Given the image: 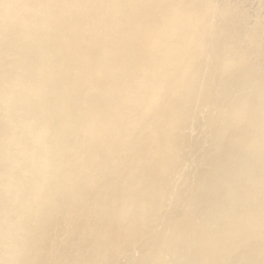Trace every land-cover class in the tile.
<instances>
[{
    "label": "rangeland",
    "instance_id": "1",
    "mask_svg": "<svg viewBox=\"0 0 264 264\" xmlns=\"http://www.w3.org/2000/svg\"><path fill=\"white\" fill-rule=\"evenodd\" d=\"M263 53L264 0H0V264H213L202 246L237 199L221 188L264 205Z\"/></svg>",
    "mask_w": 264,
    "mask_h": 264
},
{
    "label": "bare ground",
    "instance_id": "2",
    "mask_svg": "<svg viewBox=\"0 0 264 264\" xmlns=\"http://www.w3.org/2000/svg\"><path fill=\"white\" fill-rule=\"evenodd\" d=\"M157 1V0H156ZM160 1V0H159ZM232 11V10H231ZM159 18V17H158ZM243 23V22H242ZM200 24V23H199ZM210 25V24H209ZM180 28V27H179ZM221 30V29H220ZM261 32V31H260ZM240 33H242V32H240ZM249 36H250V34H249ZM262 36V35H261ZM256 37H258V36H256ZM259 37H260V35H259ZM251 38V37H250ZM193 39H195V38H193ZM194 41V40H193ZM192 41V42H193ZM218 41H219V39H218ZM257 41V40H256ZM262 44V43H261ZM215 45V44H214ZM250 45H252V44H250ZM251 47V46H250ZM56 47H50V51H49V53H51V54H57L58 53V50H56L55 49ZM150 48V47H149ZM100 49V48H99ZM249 50H251V49H249ZM164 52V51H163ZM162 52V53H163ZM160 54V53H159ZM211 54V53H210ZM264 54V53H263ZM142 55V54H141ZM172 56V55H171ZM90 60V59H89ZM92 60V59H91ZM216 60V59H215ZM264 60V59H263ZM96 61V60H95ZM145 61V60H144ZM213 61V60H212ZM215 62V61H214ZM261 63V62H260ZM146 64V63H145ZM215 64V63H214ZM247 65V64H246ZM261 65V64H260ZM145 66V65H144ZM108 67V66H107ZM231 68V67H230ZM243 68V67H242ZM264 68V67H263ZM262 68V69H263ZM182 69V68H181ZM192 69V68H191ZM261 69V68H260ZM110 70V69H109ZM218 71V70H217ZM261 72V71H260ZM217 73V72H216ZM120 74V73H119ZM121 75V74H120ZM226 75H229L228 77H229V79H228V81L229 82H232V80H234V77L236 76L237 77V74L236 73H229V74H226ZM251 76V75H250ZM222 77H224V75H222L220 78H222ZM227 77V78H228ZM230 77L232 78V80L230 79ZM122 78V77H121ZM134 78V77H133ZM240 78H242V77H240ZM246 78V77H245ZM127 79H129V77L127 78ZM236 79V78H235ZM247 79V78H246ZM263 79V78H262ZM223 80V79H222ZM250 80H251V78H250ZM227 81V80H226ZM131 82H132V79H131ZM68 83V82H67ZM129 83V82H128ZM142 83V82H141ZM145 83V82H144ZM220 83V82H219ZM256 83V82H255ZM217 84V83H216ZM245 84V83H244ZM260 84V83H259ZM262 84V83H261ZM187 85V84H186ZM255 85V84H254ZM219 86V85H218ZM224 86V85H223ZM223 86H221V87H223ZM129 87V86H128ZM132 87V86H131ZM235 87H237V86H235ZM239 87V86H238ZM262 87V86H261ZM142 88V87H141ZM243 87H241V89H242ZM129 89V88H128ZM142 90V89H141ZM206 90V89H205ZM232 90H235V89H232ZM240 90V89H239ZM228 91V90H227ZM256 91V90H255ZM182 92V91H181ZM251 92V91H250ZM69 93V92H68ZM136 93V92H135ZM183 93H185V92H183ZM228 93V92H227ZM235 93V92H234ZM253 93V92H252ZM260 93V92H259ZM138 94H139V91H138ZM123 95V94H122ZM161 95V94H160ZM182 94L180 93V96H181ZM245 95V94H244ZM251 95V94H250ZM264 94H262V96H263ZM129 96V95H128ZM133 96V95H132ZM247 96H249V95H247ZM252 96V95H251ZM173 97V96H172ZM245 97V96H244ZM236 98V97H235ZM234 98V99H235ZM238 98V97H237ZM251 98V97H250ZM250 98H249V100H250ZM197 99V98H196ZM245 99V98H244ZM214 100V99H213ZM227 100H228V98H227ZM238 100V99H237ZM173 101H174V99H173ZM258 101H260V100H258ZM203 102V101H202ZM212 102V101H211ZM227 103L229 102V101H226ZM225 102V103H226ZM254 102V101H253ZM257 102V101H256ZM116 103V102H115ZM174 103H176L175 101H174ZM226 103V104H227ZM233 103V102H232ZM251 103V102H250ZM161 104V103H160ZM207 104V103H206ZM230 104V103H229ZM235 104V103H234ZM233 104V105H234ZM255 104V103H254ZM237 105H238V103H237ZM237 105H235L236 107H238ZM257 105V104H256ZM227 106V105H226ZM229 106V105H228ZM250 106V105H249ZM122 107V106H121ZM233 107V106H232ZM235 107V108H236ZM252 107V106H251ZM251 107H250V109H251ZM263 107V106H262ZM161 108V107H160ZM159 108V109H160ZM181 108V107H180ZM198 108V107H197ZM50 110H52V109H54V106H51L50 108H49ZM173 109V108H172ZM249 109V108H248ZM167 110V109H166ZM166 110H164V111H166ZM213 110V109H212ZM219 110H221V109H219ZM223 110V109H222ZM104 111V110H103ZM154 111V110H153ZM162 111V110H161ZM195 111V110H194ZM225 111V110H224ZM230 111V110H229ZM228 111V112H229ZM237 111V110H236ZM240 111V110H239ZM249 111V110H248ZM155 112V111H154ZM246 112V111H245ZM152 113V112H151ZM158 113V112H157ZM161 113V112H160ZM165 113V112H164ZM232 113V112H231ZM247 113H249V112H247ZM255 113V112H254ZM124 114H126V113H124ZM152 114H154V113H152ZM226 114V113H225ZM233 114V113H232ZM235 114V113H234ZM252 114H253V112H252ZM22 115V114H21ZM161 115V114H160ZM165 115V114H164ZM172 115V114H171ZM214 115V114H213ZM224 115V114H223ZM238 115H239V113H238ZM243 115H244V113H243ZM247 115V114H246ZM255 115V114H254ZM126 116V115H125ZM148 117L150 116V114L149 115H147ZM208 116V115H207ZM207 116H206V118H207ZM220 116V115H219ZM218 116V117H219ZM256 116V115H255ZM254 116V117H255ZM146 117V116H145ZM147 117V118H148ZM221 117V116H220ZM225 117V116H224ZM237 117V116H236ZM242 117V116H241ZM251 117V116H250ZM146 118V119H147ZM187 118H189V117H187ZM205 118V117H204ZM209 118V117H208ZM228 118V117H227ZM230 118V117H229ZM246 118H249V117H246ZM262 118V117H261ZM149 119V118H148ZM151 119V118H150ZM159 119V118H158ZM161 119V118H160ZM226 119V118H225ZM232 119V118H231ZM234 119V118H233ZM232 119V121H234ZM238 119V118H237ZM243 119V118H242ZM257 119V118H256ZM260 119V118H259ZM184 120V119H183ZM263 120V119H262ZM261 120V121H262ZM139 121V120H138ZM159 121V120H158ZM180 121V120H179ZM240 121V120H239ZM250 120H248V122H249ZM254 121V120H253ZM253 121H252V123H253ZM30 122V121H29ZM177 122V121H176ZM190 122V121H189ZM212 122H213V119H212ZM211 122V123H212ZM220 122V121H219ZM229 123H230V121H228ZM241 122V121H240ZM263 122V121H262ZM261 122V123H262ZM184 123V122H183ZM195 123V122H194ZM205 123V122H204ZM245 123V122H244ZM257 123V122H256ZM166 124V123H165ZM210 124V123H209ZM214 124V123H213ZM216 124H217V122H216ZM225 124V123H224ZM241 124V123H240ZM258 124H259V122H258ZM4 125V124H3ZM156 125H158V124H156ZM195 125V124H194ZM200 125V124H199ZM220 124L218 123V126H219ZM228 125V124H227ZM237 125V124H236ZM260 125V127H263V124H262V126H261V124H259ZM182 126V125H181ZM206 126V125H205ZM215 126V125H214ZM151 127V126H150ZM224 127V126H223ZM244 127V126H243ZM122 128V127H121ZM153 128V127H152ZM155 128H157V127H155ZM166 128V127H165ZM200 128H201V126H200ZM215 128V127H214ZM219 128H221V126H219ZM249 128V127H248ZM264 128V127H263ZM124 129H125V127H124ZM138 128H136V130H137ZM149 129V128H148ZM180 129V128H179ZM197 129V128H196ZM195 129V130H196ZM204 129V128H203ZM216 129V128H215ZM218 129V128H217ZM216 129V130H217ZM225 129H226V127H225ZM245 129V128H244ZM134 130V129H133ZM139 130V129H138ZM152 130V129H151ZM219 130V129H218ZM224 130V129H223ZM227 130V129H226ZM225 130V131H226ZM153 131V130H152ZM173 131V130H172ZM177 131H179V130H177ZM194 131V130H193ZM221 131H222V129H221ZM238 131V127H231V128H229L228 129V133L229 134H231V133H233V132H236V133H238L237 132ZM244 131V130H243ZM256 131V130H255ZM122 132V131H121ZM136 132H139V131H136ZM175 132V131H174ZM182 132H183V130H182ZM202 132H203V130H202ZM212 132V131H211ZM218 132V131H217ZM242 132V131H241ZM191 133V132H190ZM195 133H198V132H195ZM215 133V132H214ZM221 133V132H220ZM223 133V132H222ZM244 133V132H243ZM246 133V132H245ZM123 134V133H122ZM202 134V133H201ZM259 134H260V132H259ZM168 135V134H167ZM173 135V134H172ZM191 135V134H190ZM204 135V134H203ZM215 135V134H214ZM262 135H264V132L262 133ZM137 136H138V134H137ZM140 136V135H139ZM139 136H138V138H139ZM160 136V135H159ZM193 136H194V134H193ZM202 136V135H201ZM200 136V137H201ZM205 136V135H204ZM121 137V136H120ZM133 137V136H132ZM168 137V136H167ZM173 137V136H172ZM183 137V136H182ZM211 137V136H210ZM215 137V136H214ZM219 137V136H218ZM225 137H227V136H225ZM135 138V137H134ZM170 138V137H169ZM198 138V137H197ZM221 138V137H220ZM206 139H208V138H206ZM129 140V139H128ZM49 139L47 138V137H45L44 139H43V142L44 143H46V144H48L49 143ZM130 141H131V139H130ZM218 141V140H217ZM228 141V140H227ZM241 141V140H240ZM128 142V141H127ZM138 142V141H137ZM143 142V141H142ZM142 142H139V144L140 143H142ZM146 142V141H145ZM163 142V141H162ZM213 142H215V141H213ZM159 143V142H158ZM165 143V142H164ZM216 143V142H215ZM227 144L229 143V142H226ZM159 144H161V143H159ZM183 144V143H182ZM181 144V145H182ZM198 144V143H197ZM213 144V143H212ZM236 144V143H235ZM240 144V143H239ZM246 144V143H245ZM137 145V144H136ZM141 145V144H140ZM177 145H179V143H177ZM180 145V146H181ZM208 145H210V144H208ZM224 145H226L225 143H224ZM144 146V145H143ZM204 146V145H203ZM202 146V147H203ZM212 145H210V147H211ZM217 146V145H216ZM237 146H238V144H237ZM205 147V146H204ZM217 147H219V145L217 146ZM216 147V148H217ZM140 148V147H139ZM201 148V147H200ZM214 148V147H213ZM224 148V147H223ZM228 148V147H227ZM235 148H237L236 146H235ZM114 149V148H113ZM131 149H132V147H131ZM202 149V148H201ZM210 149V148H209ZM208 149V150H209ZM212 149V148H211ZM143 150H145V148L143 149ZM171 150V149H170ZM188 150V149H187ZM225 150V149H224ZM230 150V149H229ZM201 151H203V150H201ZM205 151V150H204ZM227 151V150H226ZM251 151V150H250ZM146 152V151H145ZM144 152V153H145ZM160 152H161V150H160ZM231 152V151H230ZM163 153V152H162ZM231 153H233V152H231ZM127 154V153H126ZM170 154V153H169ZM195 154V153H194ZM158 156H159V153L157 154ZM175 155V154H174ZM189 155H191V154H189ZM208 155H209V153H208ZM241 155V160L239 159V156ZM113 156V155H112ZM150 156V155H149ZM176 156V155H175ZM215 156V155H214ZM220 156V155H219ZM236 156V155H235ZM253 156V155H252ZM257 156V155H256ZM124 157V156H123ZM133 157H135V156H133ZM190 157V156H189ZM209 157V156H208ZM237 157V159H235L234 161H233V175H234V173H237V172H239L236 176H238L239 177V174H241V173H244V171H246V170H248V169H246V167H247V162L248 161H251V160H249V158L251 157V155H249V153L247 154H238V156H236ZM125 158L126 157H124V159H123V161L125 160ZM129 158V157H128ZM154 158V157H153ZM176 158V157H175ZM192 158V157H191ZM219 158V157H218ZM218 158H217V161H218ZM264 158V157H263ZM108 159V158H107ZM232 159V158H231ZM251 159V158H250ZM262 159V158H261ZM189 160V159H188ZM198 160V159H197ZM221 160V159H220ZM103 161H105V160H103ZM128 161V160H127ZM162 161V160H161ZM212 161V160H211ZM106 162V161H105ZM224 162V161H223ZM226 162V161H225ZM252 162V161H251ZM254 162V161H253ZM74 163V162H73ZM163 164H164V162H162ZM161 163V164H162ZM193 163V162H192ZM212 163H214V161L212 162ZM219 163H220V161H219ZM64 164V163H63ZM118 164V163H117ZM151 164V163H150ZM149 164V165H150ZM159 164V163H158ZM157 164V165H158ZM160 164V165H161ZM162 164V165H163ZM206 164V163H205ZM230 164V163H229ZM260 164V163H259ZM73 165V164H72ZM133 165V164H132ZM145 165V164H144ZM155 165H156V163H155ZM251 165V164H250ZM121 166V165H120ZM124 166V165H123ZM134 166V165H133ZM146 166H148V165H146ZM150 166H152V165H150ZM184 166H185V164H184ZM214 166V165H213ZM219 166V165H218ZM222 166V165H221ZM229 166V165H228ZM239 166L241 167V171H239L240 169H239ZM115 167H118V165L117 166H115ZM128 167V166H127ZM173 167V166H172ZM227 167V166H226ZM145 167H143V169H144ZM155 168V167H154ZM174 168V167H173ZM184 168V167H183ZM117 169V168H116ZM123 169V168H122ZM159 169V168H158ZM250 169L251 170H249L250 172H249V174L251 173V175L252 176H256V175H258V174H263L264 173V161H263V163L261 164V165H259V166H252L251 165V167H250ZM115 170V169H114ZM119 170V169H118ZM135 170H136V168H135ZM145 170V169H144ZM174 170V169H173ZM219 170H220V168H219ZM116 171V170H115ZM143 171V170H142ZM141 171V172H142ZM145 171H147V169L145 170ZM153 171V170H152ZM226 171H228V170H226ZM107 171H105V173H106ZM141 172H139L138 171V173H141ZM160 172V171H159ZM247 172V171H246ZM102 173V172H101ZM126 173H128V172H126ZM143 174H145L144 173V171L142 172ZM147 173V172H146ZM165 173V172H164ZM189 173H190V171H189ZM57 174V173H56ZM96 174V173H95ZM104 174V173H103ZM142 174V175H143ZM149 174V173H148ZM183 174V173H182ZM223 174V173H222ZM229 174V173H228ZM107 175V174H106ZM118 175V174H117ZM149 175H151V174H149ZM166 175H167V173H166ZM230 175H231V173H230ZM247 175V174H246ZM245 175V176H246ZM60 176V175H59ZM68 176V175H67ZM101 176V175H100ZM103 176V175H102ZM138 176V175H137ZM145 176V175H144ZM179 176H181V175H179ZM183 176H184V174H183ZM225 176V175H224ZM243 176V175H242ZM98 177V176H97ZM109 177V176H108ZM117 177V176H116ZM139 177V176H138ZM192 177V176H191ZM211 177V176H210ZM214 177V176H213ZM227 177V176H226ZM235 177V176H234ZM121 178V177H120ZM136 178V177H135ZM176 178V177H175ZM179 178V177H178ZM202 178V177H201ZM61 179H62V176H61ZM69 179V178H68ZM95 179V178H94ZM93 179V180H94ZM98 179H99V177H98ZM109 179V178H108ZM115 179V178H114ZM126 179H128L127 177H126ZM146 179H148V178H146ZM170 179H171V177H170ZM250 179V178H249ZM58 180H59V177H58ZM63 180V179H62ZM70 180V179H69ZM72 180V179H71ZM97 180V179H96ZM194 180V179H193ZM202 180V179H201ZM256 180H257V178H256ZM57 181V180H56ZM66 181V180H65ZM117 181V180H116ZM140 181V180H139ZM143 181V180H142ZM177 181V180H176ZM227 181V180H226ZM230 181H231V179H230ZM227 182V185H224L221 189L223 190H227L228 191V193H229V196H231V197H236L237 199H236V201L235 202H233L234 203V206H232V208L230 209V211H229V208L230 207H228V210L226 211V212H224V213H222V214H220L219 215V217H218V219H217V227L220 229V230H222L223 231V228H225V230L221 233L222 235L221 236H219L218 238L216 237V235H215V238L214 239H211V241H208V243L206 244L205 242V244L202 246V249H201V252L202 253H204L205 255H208V257H207V260H211L212 261V263L214 264H233L234 263V261H235V259H239V262L241 261V263L240 264H264V205H263V203H260V201L261 200H259V196L258 197H256V199H255V197L253 196V198L256 200V201H258V202H255V203H253V202H250V201H246L244 198H245V196H243V192L241 191V190H243L244 191V188L243 189H241L240 188V184L241 183H239L238 184V181H236V180H234V181H231V182ZM258 181H259V179H258ZM72 182V181H71ZM96 181H94V183H95ZM99 182H100V180H99ZM118 182V181H117ZM120 182V181H119ZM126 182V181H125ZM211 182H212V180H211ZM240 182V181H239ZM242 182V181H241ZM262 181H259L258 183H261ZM29 183V182H28ZM63 183V182H62ZM100 183H102V182H100ZM99 183V185L98 186H100L101 184ZM136 183H137V181H136ZM135 183V184H136ZM141 183V182H140ZM152 183V182H151ZM172 183V182H171ZM213 183V182H212ZM247 183V182H246ZM255 183V182H254ZM263 183H264V181H263ZM67 184V183H66ZM65 184V185H66ZM109 185L111 184V182H109L108 183ZM107 184V185H108ZM128 184V183H127ZM57 185V184H56ZM119 185V184H118ZM176 185V184H175ZM190 185H192V184H190ZM209 185H211V183H209ZM245 185V184H244ZM261 185V184H260ZM60 186V185H59ZM98 186H97V188H98ZM112 186V185H111ZM135 186H137V185H135ZM171 186H172V184H171ZM196 186V185H195ZM243 186V185H242ZM76 187V186H75ZM87 187V186H86ZM113 187H115V186H113ZM121 187V186H120ZM205 187V186H204ZM257 187V186H256ZM259 187V186H258ZM257 187V188H258ZM264 187V186H263ZM64 188V187H63ZM138 188V187H137ZM245 188H247V187H245ZM260 188V190H261V187H259ZM258 188V189H259ZM61 189V188H60ZM95 189V188H94ZM93 189V190H94ZM136 189V188H135ZM195 189H197V188H195ZM248 189V188H247ZM52 190V189H51ZM89 190V189H88ZM87 189H86V193H87V191H88ZM96 190V189H95ZM112 190V189H111ZM119 190V189H118ZM165 190V189H164ZM178 190V189H177ZM213 190V189H212ZM214 190H217V189H214ZM254 190V189H253ZM259 190V191H260ZM54 191V190H53ZM61 191V190H60ZM63 191V190H62ZM65 191V190H64ZM67 191V190H66ZM120 191V190H119ZM123 191V190H122ZM134 191V190H133ZM156 191H157V189H156ZM160 191V190H159ZM158 191V192H159ZM172 191H173V189H172ZM194 191V190H193ZM255 191H256V189H255ZM47 192V191H46ZM59 192V191H58ZM57 192V193H58ZM85 192V191H84ZM89 192H90V190H89ZM102 192V191H101ZM105 192V191H104ZM112 192V191H111ZM126 192H128V191H126ZM168 192H169V190H168ZM194 192H196V191H194ZM213 192V191H212ZM221 192V194H223L222 193V191H220ZM254 191H252V194H254L253 193ZM264 192V191H263ZM45 193V192H44ZM53 193V192H52ZM80 193H81V191H80ZM86 193H84V194H86ZM94 193V192H93ZM129 193V192H128ZM143 193V192H142ZM150 193H152V191L150 192ZM172 193V192H171ZM185 193V192H184ZM183 193V194H184ZM82 194V193H81ZM90 194H92V193H90ZM132 194V193H131ZM138 194V193H137ZM145 194V193H144ZM169 194V193H168ZM167 194V195H168ZM208 194H209V192H208ZM225 194V193H224ZM245 194V193H244ZM246 194H248L247 193V191H246ZM261 194H263V193H261ZM53 195V194H52ZM61 195H62V192H61ZM89 195V194H88ZM98 195V194H97ZM96 195V196H97ZM111 195H112V193H111ZM110 195V196H111ZM114 195H115V193H114ZM121 195H123V194H121L120 193V196ZM160 195V194H159ZM191 195V194H190ZM249 195H251L250 193L247 195V196H249ZM255 195V194H254ZM41 196V195H40ZM51 196V195H50ZM57 196V195H56ZM55 196V197H56ZM84 196V195H83ZM90 196V195H89ZM88 196V197H89ZM109 196V197H110ZM139 196V195H138ZM174 196V195H173ZM217 196V195H216ZM255 196H257V195H255ZM32 197V196H31ZM157 197V196H156ZM213 197H215V196H213ZM40 198V197H39ZM51 198V197H50ZM65 198V197H64ZM97 197H95V199H96ZM108 198V197H107ZM121 198V197H120ZM122 198H123V196H122ZM173 198V197H172ZM180 198V197H179ZM250 198V197H249ZM260 198H262L261 196H260ZM58 199V198H57ZM66 199V198H65ZM101 199V198H100ZM139 199V198H138ZM137 199V200H138ZM201 199V198H200ZM200 199H199V201H200ZM246 199H247V197H246ZM46 200H48V199H46ZM90 200V199H89ZM106 200V199H105ZM113 200H115V199H113ZM122 200H124V199H122ZM142 200V199H141ZM188 200V199H187ZM218 200V199H217ZM223 200V199H222ZM235 200V199H234ZM238 200V201H237ZM50 201H51V199H50ZM55 201V200H54ZM61 200H59V202H60ZM66 201V200H65ZM83 201H85L86 202V200H83ZM92 201V200H91ZM106 201H109V200H106ZM190 201V200H189ZM67 202V201H66ZM99 202V201H98ZM120 202H122V201H120ZM119 202V203H120ZM130 202V201H129ZM141 202H143V201H141ZM140 202V203H141ZM187 202V201H186ZM262 202V201H261ZM42 203V202H41ZM50 203V202H49ZM103 203H104V201H103ZM102 203V204H103ZM111 203H112V201H111ZM126 203V202H125ZM191 203V202H190ZM201 203V202H200ZM199 203V205H201ZM203 203V202H202ZM211 203V202H210ZM232 203V202H231ZM232 203V204H233ZM260 203V204H259ZM17 204V203H16ZM29 204V203H28ZM51 204V203H50ZM63 205L64 203L62 202V203H60V205ZM96 204V203H95ZM105 204V203H104ZM103 204V205H104ZM132 204V203H131ZM213 204V203H212ZM14 205V204H13ZM59 205V204H58ZM69 205V204H68ZM74 206H75V204H73ZM90 205V204H89ZM114 205H115V203H114ZM147 205V204H146ZM158 205V204H157ZM160 205V204H159ZM184 205H187V204H184ZM188 205H191V204H188ZM43 206V205H42ZM52 206H53V204H52ZM112 206V205H111ZM192 206V205H191ZM64 207H65V205H64ZM84 207V206H83ZM95 207V206H94ZM106 207V206H105ZM148 207V206H147ZM153 207V206H152ZM184 207V206H183ZM4 208V207H3ZM60 208H62V207H60ZM70 208V207H69ZM77 208V207H76ZM155 208V207H154ZM162 208H164V207H162ZM185 208V207H184ZM218 208H219V206H218ZM31 209V208H30ZM40 209V208H39ZM46 209V208H45ZM73 209H74V207H73ZM83 209V208H82ZM99 209H100V207H99ZM122 209V208H121ZM198 209V208H197ZM217 209V208H216ZM7 210V209H6ZM33 210V209H32ZM44 210V209H43ZM49 210V209H48ZM59 210V209H58ZM63 210H64V208H63ZM66 210H67V208H66ZM122 210H124V209H122ZM199 210V209H198ZM211 210V209H210ZM226 210V209H225ZM27 211V210H26ZM34 211V210H33ZM39 211H41V210H39ZM55 211V210H54ZM90 211V210H89ZM143 211V210H142ZM163 211H165V209L163 210ZM184 211H185V209L183 210V213H184ZM189 211H190V209H189ZM193 211V210H192ZM32 212V211H31ZM63 212V211H62ZM68 212V211H67ZM73 212V211H72ZM81 212V211H80ZM152 212V211H151ZM186 212V211H185ZM200 212V211H199ZM198 212V213H199ZM30 213V212H29ZM43 213V212H42ZM42 213H40V214H42ZM44 213H46V211H44ZM50 213H51V211H50ZM68 213H70V212H68ZM79 213V212H78ZM97 213V212H96ZM114 213H115V210H114ZM119 213V212H118ZM160 213V212H159ZM190 213V212H189ZM192 213V212H191ZM24 214V213H23ZM39 214V213H38ZM56 214V213H55ZM55 214H53V216L55 215ZM64 214V213H63ZM72 214V213H71ZM136 214V213H135ZM186 214V213H185ZM206 214V213H205ZM30 215H32L31 213H30ZM47 215H50V214H47ZM46 215V216H47ZM51 215H52V213H51ZM122 215V214H121ZM124 215V214H123ZM134 215V214H133ZM155 215V214H154ZM153 215V216H154ZM184 215V214H183ZM196 215V214H195ZM45 216V215H44ZM63 216V215H62ZM71 216V215H70ZM83 216V215H82ZM91 216V215H90ZM97 216V215H96ZM164 216V215H163ZM185 216V215H184ZM189 216V215H188ZM188 216H187V218H188ZM199 216V215H198ZM30 217V216H29ZM87 217V216H86ZM162 217V216H161ZM160 217V218H161ZM175 217V216H174ZM193 217H195V216H193ZM217 217V216H216ZM63 218V217H62ZM121 218V217H120ZM119 218V219H120ZM152 219L154 218V217H151ZM156 218V217H155ZM158 218V217H157ZM31 219V218H30ZM50 219H51V217H50ZM75 219H76V217H75ZM84 219H85V217H84ZM175 219V218H174ZM201 219V218H200ZM29 220V219H28ZM41 220V219H40ZM39 220V221H40ZM45 220V219H44ZM52 220H53V218H52ZM69 220V219H68ZM77 220V219H76ZM90 220V219H89ZM42 221V220H41ZM73 221V220H72ZM84 221V220H83ZM123 221V220H122ZM146 221V220H145ZM148 221V220H147ZM153 221V220H152ZM152 221H150V222H152ZM159 221V220H158ZM157 221V222H158ZM174 221V220H173ZM173 221H172V223H173ZM175 221H178L179 222V220H175ZM182 221V220H181ZM181 221H180V223H181ZM201 221V220H200ZM21 222H22V220H21ZM28 222V221H27ZM58 222H59V219H58ZM60 222H62V221H60ZM85 222V221H84ZM90 222V221H89ZM88 222V223H89ZM194 222V221H193ZM197 222V221H196ZM212 222V221H211ZM41 223V222H40ZM43 223V222H42ZM87 223V224H88ZM112 223H114V222H112ZM155 223V222H154ZM171 222H170V224H172ZM195 223V222H194ZM201 223V222H200ZM206 223V222H205ZM54 224V223H53ZM60 224V223H59ZM72 224V223H71ZM90 224V223H89ZM131 224V223H130ZM146 224V223H145ZM186 224V223H185ZM185 224H184V226H185ZM198 224V223H197ZM29 225V227H31L30 225H31V223H29L28 224ZM44 225V224H43ZM50 225V224H49ZM47 226V228L49 229L50 228V226ZM75 225V224H74ZM147 225V224H146ZM145 225V226H146ZM175 225V224H174ZM54 226H55V224H54ZM73 226V225H72ZM90 226V225H89ZM144 226V227H145ZM176 226V225H175ZM175 226H173V227H175ZM195 226V225H194ZM37 227V226H36ZM40 227H42V226H40ZM91 227V226H90ZM106 227V226H105ZM110 227V226H109ZM159 227V226H158ZM163 227H164V225H163ZM162 227V228H163ZM165 227H167V226H165ZM168 227H172V226H168ZM178 227V226H177ZM176 227V228H177ZM215 227V226H214ZM26 228V227H25ZM37 228H39V227H37ZM54 228V227H53ZM53 228H51V229H53ZM78 228V227H77ZM94 228V227H93ZM169 228V229H170ZM202 228V227H201ZM211 228V227H210ZM30 229V228H29ZM70 229V228H69ZM88 229H89V227H88ZM106 229V228H105ZM113 229V228H112ZM154 229V228H153ZM157 229V228H156ZM27 230H28V228H27ZM31 230V229H30ZM38 230V229H37ZM42 230H45V228L44 229H42ZM76 230V229H75ZM75 230H74V233H75ZM165 230H166V228H165ZM188 230V229H187ZM190 230V229H189ZM195 230V229H194ZM210 230V229H209ZM219 230V231H220ZM39 231V230H38ZM38 231H35V232H38ZM51 231H53V230H51ZM82 231V230H81ZM86 231V230H85ZM84 231V232H85ZM89 231V230H88ZM155 231V230H154ZM196 231H198V230H196ZM211 231V230H210ZM210 231H208L209 233H210ZM43 232V231H42ZM46 232V231H45ZM79 232V231H78ZM103 232V231H102ZM182 232V231H181ZM180 232V233H181ZM212 232H214V231H212ZM25 233V232H24ZM33 233V232H32ZM51 233V232H50ZM50 233L48 232V234L50 235ZM65 233V232H64ZM73 233V232H72ZM81 233H83V232H81ZM88 233H90V232H88ZM144 233V232H143ZM150 233V232H149ZM152 233V232H151ZM153 233H155V232H153ZM164 233V232H163ZM193 233V232H192ZM27 234H30V233H27ZM36 234V233H35ZM47 234V235H48ZM61 234H63V233H61ZM77 234V233H76ZM79 234V233H78ZM132 234V233H131ZM176 234V233H175ZM32 235H34V234H32ZM48 235V236H49ZM64 235V234H63ZM75 235V234H74ZM130 235V234H129ZM176 235H178V234H176ZM180 235V234H179ZM190 235V234H189ZM192 235V234H191ZM204 235H205V233H204ZM207 235V234H206ZM218 235H219V233H218ZM35 236V235H34ZM73 236V235H72ZM79 236V235H78ZM83 236V235H82ZM140 236V235H139ZM182 236H184V235H182ZM186 236H187V234H186ZM85 237V236H84ZM92 237V236H91ZM107 237V236H106ZM163 237V236H162ZM191 237V236H190ZM194 237V236H193ZM205 237V236H204ZM207 237V236H206ZM211 237V236H210ZM210 237H208V238H210ZM26 238V237H25ZM32 238V236L30 237V239ZM37 238V237H36ZM88 238V237H87ZM101 238H103L102 236H101ZM108 238V237H107ZM132 238V237H131ZM134 238V237H133ZM132 238V239H133ZM142 238V237H141ZM145 238V237H144ZM150 238V237H149ZM148 238V239H149ZM153 238V237H152ZM172 238V237H171ZM181 238V237H180ZM183 238H186V237H183ZM212 238V237H211ZM262 238V239H261ZM23 239V238H22ZM29 239V238H28ZM33 239V238H32ZM31 239V240H32ZM45 239V238H44ZM43 239V240H44ZM56 239V238H55ZM83 239V238H82ZM106 239V238H105ZM136 239V238H135ZM161 239V238H160ZM192 238H190V240H191ZM196 239V238H195ZM40 240V239H39ZM73 240V239H72ZM87 240V239H86ZM85 240V241H86ZM107 240V239H106ZM149 240H151V239H149ZM163 240V239H162ZM181 240H183V239H181ZM186 240V239H185ZM207 240V239H206ZM23 241H26V240H23ZM29 241V240H28ZM27 241V242H28ZM56 241H57V239H56ZM68 241V240H67ZM70 241V240H69ZM81 241V240H80ZM84 241V242H85ZM102 241V240H101ZM133 241H134V239H133ZM184 241V240H183ZM32 241H30V243H31ZM44 242V241H43ZM46 242V241H45ZM76 242V241H75ZM75 242H73V244L75 243ZM87 242V241H86ZM92 242V241H91ZM105 242V241H104ZM140 242V241H139ZM179 242V241H178ZM180 242H182V241H180ZM186 242V241H185ZM191 242V241H190ZM25 243V242H24ZM49 243V242H48ZM110 243V242H109ZM171 243L173 244L174 242L173 241H171ZM177 243V242H176ZM184 243V242H183ZM182 243V245H184ZM193 243V242H192ZM22 244V243H21ZM27 244V243H26ZM39 244V243H38ZM67 244V243H66ZM70 244H72V242L70 243ZM70 244H68V245H70ZM82 244H83V242H82ZM86 244V243H85ZM90 244H92V243H90ZM96 244V243H95ZM94 244V245H95ZM123 244V243H122ZM127 244V243H126ZM156 244V243H155ZM154 244V245H155ZM159 244V243H158ZM23 245V244H22ZM47 245H49V244H47ZM57 245V244H56ZM67 245V246H68ZM93 245V244H92ZM91 245V246H92ZM106 245H107V242H106ZM133 245V244H132ZM160 245V244H159ZM178 245V244H177ZM176 245V246H177ZM24 246V245H23ZM22 246V248H24ZM36 246H37V244H36ZM42 246V245H41ZM90 246V247H91ZM112 246V245H111ZM124 246V245H123ZM142 246V245H141ZM148 246H149V244H148ZM147 246V247H148ZM28 247V246H27ZM46 247V246H45ZM44 247V248H45ZM64 247V246H63ZM68 247H70V246H68ZM90 247H89V249H90ZM97 247V246H96ZM100 247H101V245H100ZM136 247V246H135ZM160 247H161V245H160ZM167 247V246H166ZM171 247V246H170ZM169 247V248H170ZM26 248V247H25ZM57 248V247H56ZM92 248H94V246L92 247ZM150 248H151V245H150ZM153 248H155V247H153ZM158 248V247H157ZM157 248H155V249H157ZM168 248V249H169ZM177 248V247H176ZM186 248V247H185ZM185 248L183 249V250H185ZM193 248V247H192ZM46 249V248H45ZM49 249V248H48ZM55 249V248H54ZM74 249V248H73ZM87 249V248H86ZM103 249V248H102ZM113 249V248H112ZM120 249V248H119ZM154 249V250H155ZM167 249V250H168ZM173 249V248H172ZM180 249V248H179ZM23 250V249H22ZM62 249H60V251H61ZM66 250V249H65ZM71 250H72V248H71ZM85 250V249H84ZM167 250H166V252H167ZM171 250V249H170ZM197 249H193V251H196ZM31 251V250H30ZM36 251H37V248H36ZM54 251V250H53ZM64 251V250H63ZM62 251V252H63ZM70 251V250H69ZM72 251H74V250H72ZM104 251V250H103ZM133 251V250H132ZM147 251V250H146ZM148 251H150V250H148ZM160 251V250H159ZM159 251H157V252H154L155 254L156 253H158L159 254ZM164 251V250H163ZM173 251V250H172ZM177 251L179 252V250L177 249ZM187 251V250H186ZM191 251V250H190ZM35 252V251H34ZM33 252V253H34ZM43 252V251H42ZM48 252V251H47ZM77 252V251H76ZM89 252V251H88ZM121 252V251H120ZM152 252V251H151ZM178 252H177V254H178ZM182 252V251H181ZM185 252V251H184ZM197 252V251H196ZM23 253V252H22ZM25 253V252H24ZM31 253V252H30ZM65 253V252H64ZM94 253V252H93ZM98 253V252H97ZM153 253V252H152ZM173 253H175L174 251H173ZM186 253V252H185ZM195 253V252H194ZM200 253V252H199ZM198 253V254H199ZM35 254V253H34ZM44 254H45V252H44ZM88 254V253H87ZM90 254H92V253H90ZM96 254V253H95ZM109 254V253H108ZM196 254V253H195ZM198 254H196V255H198ZM18 255H20V254H18ZM26 255V254H25ZM30 255V254H29ZM59 255V254H58ZM70 255V254H69ZM74 255V254H73ZM76 255V254H75ZM123 255V254H122ZM162 255H163V253H162ZM169 255V254H168ZM201 255V254H200ZM199 255V256H200ZM24 256V255H23ZM61 256V255H60ZM77 256H79V255H77ZM98 256V255H97ZM126 256H127V254H126ZM158 256V255H157ZM170 256V255H169ZM183 256H185V255H183ZM34 257H35V255H34ZM36 257H37V255H36ZM38 257H39V255H38ZM44 257V256H43ZM58 257V256H57ZM67 257V256H66ZM74 257V256H73ZM84 257V256H83ZM98 257H101V256H98ZM120 257V256H119ZM152 257V256H151ZM162 257V256H161ZM179 257V256H178ZM177 257V258H178ZM188 257V256H187ZM195 257V256H194ZM204 257V256H203ZM206 257V256H205ZM21 258V257H20ZM19 258V259H20ZM29 258V257H28ZM75 258H77V257H75ZM87 258V257H86ZM85 258V259H86ZM118 258V257H117ZM124 258V257H123ZM122 258V259H123ZM148 258V256L146 257V259ZM160 258V257H159ZM172 258V257H171ZM18 259V260H19ZM35 259V258H34ZM71 259V258H70ZM83 259V258H82ZM119 259V258H118ZM129 259V258H128ZM139 259V258H138ZM138 259L136 260V262H138ZM144 259V258H143ZM199 259V258H198ZM202 259H204V258H202ZM39 260V259H38ZM72 260V259H71ZM78 260V259H77ZM101 260V259H100ZM99 260V261H100ZM127 260V259H126ZM131 260V259H130ZM149 260V259H148ZM158 260H160V259H158ZM157 260V261H158ZM162 260V259H161ZM165 260V259H164ZM180 260V259H179ZM185 260L186 259H184V262H185ZM34 261V260H33ZM58 261V260H57ZM73 261H74V258H73ZM79 261H82V260H79ZM86 261V260H85ZM92 261V260H91ZM114 261V260H113ZM170 261V260H169ZM172 261V260H171ZM189 261V260H188ZM196 261H198V260H196ZM195 261V262H196ZM221 261H222V263H221ZM52 262V261H51ZM72 262V261H71ZM77 262V261H76ZM107 262V261H106ZM118 262V261H117ZM126 262V261H125ZM141 262H144V260L143 261H141ZM140 262V263H141ZM148 262H150V261H148ZM161 262V261H160ZM164 262V261H163ZM166 262H168V261H166ZM178 262V261H177ZM183 261H182V264L184 263ZM194 262V263H195ZM22 263V262H21ZM29 263H30V261H29ZM36 263V262H35ZM42 263H44V262H42ZM62 263V262H61ZM68 263V262H67ZM81 263V262H80ZM86 263V262H85ZM101 263V262H100ZM105 263V262H104ZM130 263V262H129ZM135 263V262H134ZM153 263V262H152ZM154 263H156V261L154 262ZM153 263V264H154ZM162 263V262H161ZM204 263H207L208 264V262H203L202 264H204ZM237 263V262H236ZM72 264V263H71ZM74 264V263H73ZM79 264V263H78ZM112 264V263H111ZM117 264V263H116ZM120 264V263H119ZM159 264V263H158ZM175 264V263H174ZM193 264V263H192Z\"/></svg>",
    "mask_w": 264,
    "mask_h": 264
}]
</instances>
